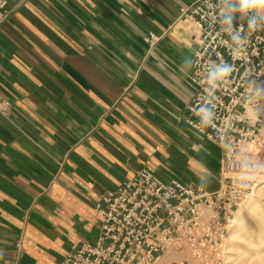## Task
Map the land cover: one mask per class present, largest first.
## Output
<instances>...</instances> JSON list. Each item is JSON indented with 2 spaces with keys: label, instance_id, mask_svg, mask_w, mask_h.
I'll return each mask as SVG.
<instances>
[{
  "label": "crops",
  "instance_id": "1",
  "mask_svg": "<svg viewBox=\"0 0 264 264\" xmlns=\"http://www.w3.org/2000/svg\"><path fill=\"white\" fill-rule=\"evenodd\" d=\"M0 27V264H60L137 171L217 190L222 150L185 121L194 0H8ZM161 37L151 49L149 33ZM21 243L18 246V243Z\"/></svg>",
  "mask_w": 264,
  "mask_h": 264
},
{
  "label": "built area",
  "instance_id": "2",
  "mask_svg": "<svg viewBox=\"0 0 264 264\" xmlns=\"http://www.w3.org/2000/svg\"><path fill=\"white\" fill-rule=\"evenodd\" d=\"M8 5L0 0V27ZM183 17L200 31L190 76L195 94L183 118L221 148V185L210 191L142 168L96 204L97 241L80 243L60 264L230 262L236 217L264 187V20L261 7L242 0H194ZM160 39L145 37L151 49ZM12 108L0 92V114Z\"/></svg>",
  "mask_w": 264,
  "mask_h": 264
},
{
  "label": "rangeland",
  "instance_id": "3",
  "mask_svg": "<svg viewBox=\"0 0 264 264\" xmlns=\"http://www.w3.org/2000/svg\"><path fill=\"white\" fill-rule=\"evenodd\" d=\"M264 20V7H261ZM229 264H264V187L235 220L227 239Z\"/></svg>",
  "mask_w": 264,
  "mask_h": 264
},
{
  "label": "clouds",
  "instance_id": "4",
  "mask_svg": "<svg viewBox=\"0 0 264 264\" xmlns=\"http://www.w3.org/2000/svg\"><path fill=\"white\" fill-rule=\"evenodd\" d=\"M242 4L247 7H264V0H242ZM219 75H224V73ZM204 120L207 122V115L204 116Z\"/></svg>",
  "mask_w": 264,
  "mask_h": 264
}]
</instances>
